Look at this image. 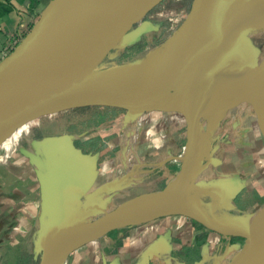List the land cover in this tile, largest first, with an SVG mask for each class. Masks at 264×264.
<instances>
[{"label": "crops", "instance_id": "obj_1", "mask_svg": "<svg viewBox=\"0 0 264 264\" xmlns=\"http://www.w3.org/2000/svg\"><path fill=\"white\" fill-rule=\"evenodd\" d=\"M45 5V0H0V58L20 41ZM242 93L232 83L208 102L197 93L190 97L209 107ZM207 122L209 141L198 148L204 159L195 169L191 189L197 195L204 192V203L210 206L234 205L242 212L261 209L264 118L240 104L199 117L202 130ZM252 133L260 136V144ZM30 134L27 131L26 152L0 163V264L11 262L18 238L32 247L31 253L43 252L65 220L75 224L71 220L81 203L92 213L87 221L106 213L103 207L152 187L163 189L182 169L190 127L174 110L122 109L69 135L44 133L29 138ZM235 139L238 142L231 141ZM5 144L4 156L15 143ZM111 182L115 186L110 191L91 195ZM199 213L215 221L233 217L201 209ZM253 214L260 219L262 210ZM229 238L187 216L169 215L105 232L67 254L66 264H220L221 248L229 249L232 258L238 253L230 251Z\"/></svg>", "mask_w": 264, "mask_h": 264}, {"label": "water", "instance_id": "obj_2", "mask_svg": "<svg viewBox=\"0 0 264 264\" xmlns=\"http://www.w3.org/2000/svg\"><path fill=\"white\" fill-rule=\"evenodd\" d=\"M62 1L49 0L26 34L0 59V128L11 123H16L17 126L25 118L40 112H56L91 105H110L126 110L159 109L150 101L122 104L114 100L118 97L155 96L170 92L226 66L243 51L247 33L256 18L264 14L263 4L255 3L249 6L250 0H225L232 36L224 38L216 28L210 1L192 0L186 18L188 40L178 66H171L166 59H159L142 72L139 69L143 60H140L103 68L73 84H60L55 90L49 87L27 86L5 91L4 85L11 76L47 64L62 55L85 54L106 44L114 47L116 43H121L122 34L131 23L161 0H115L102 4L84 13L54 46L45 48L44 39ZM143 26L151 27L147 21L143 22ZM237 65L246 68L239 62ZM247 69L252 71L247 93L243 92L230 102L218 106L195 110L172 109L184 116L190 127V139L186 154L182 158L183 166L180 173L163 189L153 192L168 190L166 198H170L183 185L193 186L196 178L195 169L204 159L202 155H198V148L209 141L210 135V123L207 122L205 129L202 130L199 126V117L245 104L264 118V58L254 69L249 66ZM4 134L7 135L1 134L0 140ZM114 186V182L107 183L96 188L91 195L94 197L105 193ZM120 205L99 217L79 224H69L65 220L54 240L44 248L39 264H55L57 258L64 257L105 232L158 217L142 216L147 209L146 206L133 205L120 209ZM152 207L153 205L149 208ZM261 210L258 235L244 236L246 239L242 249L228 264H264V206ZM191 218L222 235L243 236L221 232L202 214L193 215Z\"/></svg>", "mask_w": 264, "mask_h": 264}, {"label": "bare ground", "instance_id": "obj_3", "mask_svg": "<svg viewBox=\"0 0 264 264\" xmlns=\"http://www.w3.org/2000/svg\"><path fill=\"white\" fill-rule=\"evenodd\" d=\"M113 1L115 0H63L59 12L44 39L43 46L45 48L54 46L84 13L96 9L102 4ZM209 1L212 7L217 30L223 34L224 38H230L232 35L229 30L225 0ZM250 1L249 6H252L255 3L264 5V0ZM186 18L187 17H185V19L177 26L175 25L176 28H174V31L168 35V37L159 46L150 51V54L147 57L145 56L143 64L139 69L140 71L143 72L147 70L152 63L157 62L159 59H166L171 66H178L180 64L188 40L186 32ZM131 50L133 51V49ZM111 56L112 47L108 44L85 54L69 53L62 55L47 64L37 66L21 74L9 77L4 85V90L9 91L27 86L49 87L55 90L60 84H73L84 77L102 70L103 68L140 61H123L109 66H103L104 62H106ZM249 56L251 55L249 54V51H247V47H245L244 50L226 66L217 71L209 72L208 74H205L204 76L186 85L188 94L191 95L193 93H197L203 95L210 92H214L213 94H219L228 89L232 83H234L240 91L247 93L250 87V79L252 78V71L247 69V57ZM238 62L246 68L239 67L237 65ZM162 94L163 93L155 96L141 95L133 97H118L114 101L122 104L138 101H150L155 107L166 110H195L207 107V105L202 102L192 100L187 93L173 90L167 93L166 98H162ZM224 103L227 102H220L216 100L211 106H218ZM8 125L12 142L16 143L19 138L16 133L17 130L15 129V123L7 124L5 126L8 127ZM3 127L0 128V131ZM201 147L203 146H200V148ZM190 191H192V189L189 184L183 185L176 192V194L170 198H166L168 190H161L160 192L152 191L148 194H143L137 198L129 200L125 204L121 205L120 209L133 205L139 207L146 206V211L142 213V216L144 217L171 216L175 214H182L191 217L193 215L201 214L199 213L200 207L197 203V199L189 193ZM152 205L153 207L149 208ZM99 209H101V207L97 210ZM261 209L251 212H236L233 210L226 211L222 208H217L213 211L226 215H233L232 218L218 219L217 221L208 219L206 216L202 215L208 222L216 226L223 233L243 235L241 233L259 232L260 219L253 213ZM150 211L152 214H149ZM90 237L93 238V235ZM61 259L62 258H57L55 264H63Z\"/></svg>", "mask_w": 264, "mask_h": 264}, {"label": "rangeland", "instance_id": "obj_4", "mask_svg": "<svg viewBox=\"0 0 264 264\" xmlns=\"http://www.w3.org/2000/svg\"><path fill=\"white\" fill-rule=\"evenodd\" d=\"M48 1L49 0H45L46 3ZM191 2L192 0H161L160 2L152 6L139 19L132 22L129 28L122 34L121 38L123 41L119 44L116 43L115 46L112 47V56L106 62H104L103 66H109L123 61L126 62V61H134V60H143L145 56L147 57L150 54V51H152L154 48L159 46L168 37V35H170L174 31V28H176V26L181 21H183L185 17H187L188 11L191 6ZM145 21H147L151 25V27L147 26V28H145L143 26V22ZM245 47H247V51H249V54L251 55L247 57L248 66L249 68L254 69L259 64V62L264 58V14H261L259 17L256 18L252 28L247 33L242 49L244 50ZM131 49H133V51ZM175 91L188 94L186 86L176 89ZM167 93L168 92L163 93L161 97L166 98ZM213 93L214 92H211V97L213 96ZM191 99L195 100L197 98L194 99L191 98ZM121 110L122 108L117 106L91 105V106L76 107V108H71L56 112L37 113L31 117L25 118L21 124H18L17 126L15 125V129L17 130L16 133L19 139L16 141L15 144H13L14 148L8 154H6V156H4V154L6 153L4 149L6 145L5 143L8 140L12 142V138L9 132V125L8 127L5 126L0 131V133L1 134L7 133L8 136L4 134L0 140V157L4 156L2 157L0 163H5L7 162L8 159L9 160L12 159L13 155H20L21 151L26 152L23 146L26 145L25 140H27V131L31 132L29 138L38 137L44 133H64L65 135L67 134L69 135V133H75L77 130L80 131L85 126L91 125L92 123L95 122H100L101 119L107 118L109 117V115L115 114L116 112ZM228 117L229 116H227L226 119ZM252 135L253 138L258 142V144H260V136L258 137L256 133H252ZM231 141L238 142L236 141V139ZM203 144H206V142ZM163 183L161 184V186L163 185ZM151 189L159 190L162 188L156 186V187H152ZM153 190L149 192H152ZM149 192H145L143 194H148ZM189 193L196 197L197 203L203 212H211L217 208H222L226 211L233 210L236 212H242V210L238 209L234 205L231 206L226 205L225 207L222 206L218 207V206H210L208 204H205L204 203L205 199L204 196L202 195L204 192H201L199 193V195H197L195 191L192 190ZM33 194L35 196L36 192H33L32 195ZM143 194H140V196ZM129 199L131 198L129 197L126 198V200ZM120 204H115L109 208H104L102 206L104 209L103 211L108 212L110 211V209L115 208ZM86 207L87 206H85L84 208L82 206V203L77 207L78 211L75 215H73L71 223L79 224L86 221L85 218H89L92 216L91 215L92 213L88 211ZM149 214H152V212L150 211ZM178 215H182V214H175V216ZM159 217H165V216H158L152 218H159ZM243 235H250V234L248 233ZM225 236L230 237L229 241L232 244L230 247L231 252L233 251L239 252L242 249L246 239L244 236H232V235H225ZM18 240L19 242L13 247V252H14L13 259L10 260L11 261L10 263L8 262L6 264H39L42 252L31 253L32 247L30 246L29 247L30 250L28 251L29 249L28 245L23 240V238L22 239L18 238ZM228 251L229 249L223 252L222 248L219 251L220 264H228V262H230L233 259L231 256H229ZM67 256L68 255L62 257L61 260L63 264H66L67 262L66 261Z\"/></svg>", "mask_w": 264, "mask_h": 264}, {"label": "flooded vegetation", "instance_id": "obj_5", "mask_svg": "<svg viewBox=\"0 0 264 264\" xmlns=\"http://www.w3.org/2000/svg\"><path fill=\"white\" fill-rule=\"evenodd\" d=\"M201 96H202V100H201L202 102H208L209 99L211 98V92L210 93L203 94Z\"/></svg>", "mask_w": 264, "mask_h": 264}, {"label": "trees", "instance_id": "obj_6", "mask_svg": "<svg viewBox=\"0 0 264 264\" xmlns=\"http://www.w3.org/2000/svg\"><path fill=\"white\" fill-rule=\"evenodd\" d=\"M26 34V33H25ZM16 44H13L12 46H10L9 48H7V50H6V54L5 55H7L12 49H13V47L15 46Z\"/></svg>", "mask_w": 264, "mask_h": 264}]
</instances>
